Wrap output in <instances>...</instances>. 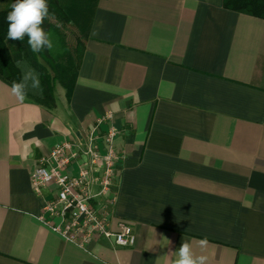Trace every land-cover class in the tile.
Instances as JSON below:
<instances>
[{
    "label": "crops",
    "instance_id": "0c3cea01",
    "mask_svg": "<svg viewBox=\"0 0 264 264\" xmlns=\"http://www.w3.org/2000/svg\"><path fill=\"white\" fill-rule=\"evenodd\" d=\"M55 97L21 102L0 80V264H174L183 240L207 264H264V20L222 0H99L73 91ZM107 114L96 133L115 127L121 157L107 210L134 243L80 248L40 221L55 189L36 196L30 174Z\"/></svg>",
    "mask_w": 264,
    "mask_h": 264
},
{
    "label": "built area",
    "instance_id": "2783aa9c",
    "mask_svg": "<svg viewBox=\"0 0 264 264\" xmlns=\"http://www.w3.org/2000/svg\"><path fill=\"white\" fill-rule=\"evenodd\" d=\"M111 114L97 120L96 127L87 136V145L63 142L56 145L47 157L41 158L30 174L32 191L36 196L49 187H54L52 199L45 202L39 218L64 241L84 248L94 238L111 240L116 247H128L134 243L131 228L118 222L113 231L108 212L107 194L112 185L116 167L121 157L114 149V141L119 132L110 126L107 132L98 137L96 131L104 121H110ZM100 138V145L97 141ZM101 149L103 152H101ZM88 157L76 176L69 173L71 162L79 157ZM98 186L95 196L89 189ZM104 198L100 211L92 207L93 198ZM53 220H57L53 223Z\"/></svg>",
    "mask_w": 264,
    "mask_h": 264
},
{
    "label": "trees",
    "instance_id": "16d2710c",
    "mask_svg": "<svg viewBox=\"0 0 264 264\" xmlns=\"http://www.w3.org/2000/svg\"><path fill=\"white\" fill-rule=\"evenodd\" d=\"M15 0H0V80L10 86L21 79L17 62L34 69L40 77L41 88L28 91L27 100L42 107H55L56 86L68 99L76 83L84 49V40L99 0H47L49 17L43 27L50 33L54 48L33 53L27 43L7 39V13ZM225 10L264 20V0H222ZM69 36V41L66 39ZM59 43V44H58ZM67 47V48H66ZM58 50L57 55H55Z\"/></svg>",
    "mask_w": 264,
    "mask_h": 264
},
{
    "label": "clouds",
    "instance_id": "9594fccd",
    "mask_svg": "<svg viewBox=\"0 0 264 264\" xmlns=\"http://www.w3.org/2000/svg\"><path fill=\"white\" fill-rule=\"evenodd\" d=\"M47 0H15L7 13V39L27 43L33 53L42 50L51 51L54 41L49 32L43 27L44 21L49 17ZM17 67L21 70V79L11 85V93L21 102L28 97L29 89L39 90L41 80L39 74L32 68L18 61ZM207 243L206 239L200 241L201 247ZM174 264H207V256L197 255L190 242L183 240L178 250L171 252Z\"/></svg>",
    "mask_w": 264,
    "mask_h": 264
},
{
    "label": "rangeland",
    "instance_id": "374dc122",
    "mask_svg": "<svg viewBox=\"0 0 264 264\" xmlns=\"http://www.w3.org/2000/svg\"><path fill=\"white\" fill-rule=\"evenodd\" d=\"M66 41H68V43H70V41H69V36H68V38L66 39ZM58 44H59V43H58ZM66 48H67V47H66ZM54 53H56L55 55H57L58 50H56V52H54ZM60 88H61V87H60L59 85H57V86H56V91H57V90H60ZM29 91H32V89H29ZM33 91H35V90H33Z\"/></svg>",
    "mask_w": 264,
    "mask_h": 264
}]
</instances>
